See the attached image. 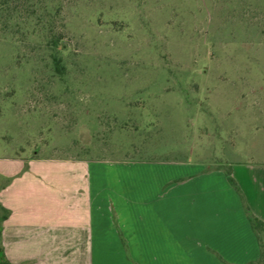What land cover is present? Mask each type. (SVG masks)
Instances as JSON below:
<instances>
[{"label":"rangeland","instance_id":"374dc122","mask_svg":"<svg viewBox=\"0 0 264 264\" xmlns=\"http://www.w3.org/2000/svg\"><path fill=\"white\" fill-rule=\"evenodd\" d=\"M5 11L0 158L212 174L201 181L212 189L264 163V0H10Z\"/></svg>","mask_w":264,"mask_h":264},{"label":"crops","instance_id":"0c3cea01","mask_svg":"<svg viewBox=\"0 0 264 264\" xmlns=\"http://www.w3.org/2000/svg\"><path fill=\"white\" fill-rule=\"evenodd\" d=\"M260 164L235 166L232 177L252 215L264 224ZM148 169L102 174L79 158H0V207L8 211L1 231L6 261L247 264L261 259L264 264V229L252 230L239 196L222 175H217L222 187L212 189L202 186L212 174L192 178Z\"/></svg>","mask_w":264,"mask_h":264},{"label":"trees","instance_id":"16d2710c","mask_svg":"<svg viewBox=\"0 0 264 264\" xmlns=\"http://www.w3.org/2000/svg\"><path fill=\"white\" fill-rule=\"evenodd\" d=\"M9 1L10 0H0V19H1V17H3L0 21H4L5 23L11 19V17H9L7 14H5L7 3ZM61 40H63V39H61L59 36H57V38L53 37L49 41L50 42V46H49L50 48L49 49H50V58H51V62H52V68H53L55 75L59 76V77L64 75V72H65V66L63 65L62 59L59 56V53H60L59 47H60V41ZM225 176H226L227 182L229 183L231 188L239 196V198L242 202L243 208H244L245 215L248 219V222L250 223L252 230L256 234L261 232L264 229V224L262 222H260L258 219H256L252 215V213L250 212L248 206L245 203L244 197L242 195V192H241L238 184L236 183V181L232 177L231 171L230 170L226 171ZM7 215H8V211L3 209L2 207H0V264H8V262L6 261V259L4 257L2 243H1L2 222L6 219ZM121 242H122L124 249L126 251V254H127V246H126L125 240L121 239ZM127 258L129 259L128 254H127ZM260 262H261V259L256 261V262H250L247 264H260Z\"/></svg>","mask_w":264,"mask_h":264}]
</instances>
